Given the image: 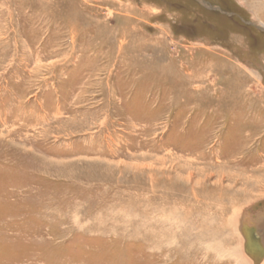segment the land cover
Wrapping results in <instances>:
<instances>
[{"label":"rangeland","instance_id":"1","mask_svg":"<svg viewBox=\"0 0 264 264\" xmlns=\"http://www.w3.org/2000/svg\"><path fill=\"white\" fill-rule=\"evenodd\" d=\"M226 1L251 29L191 3L0 0V264L248 258L219 207L264 216V0Z\"/></svg>","mask_w":264,"mask_h":264},{"label":"bare ground","instance_id":"2","mask_svg":"<svg viewBox=\"0 0 264 264\" xmlns=\"http://www.w3.org/2000/svg\"><path fill=\"white\" fill-rule=\"evenodd\" d=\"M252 74V73H251ZM209 163V162H208ZM196 174V173H195ZM245 184H247V181L245 182ZM198 186V185H197ZM245 189V188H244ZM242 190V189H241ZM226 191V190H225ZM224 191V192H225ZM242 192V191H241ZM228 193V192H227ZM193 195V194H192ZM222 195V194H221ZM225 195V194H224ZM223 195V196H224ZM235 195V194H234ZM226 196V195H225ZM228 196V195H227ZM177 198V197H176ZM175 198V199H176ZM216 198V197H215ZM231 198H232V196H231ZM156 199V198H155ZM163 199V198H162ZM241 199V198H240ZM226 200H227V198H226ZM161 201V200H160ZM215 201V200H214ZM213 201V202H214ZM224 201V200H223ZM228 204H230L231 205V207L233 208L234 206L232 205V203L234 204V205H236L235 204V196H234V198H232V199H228ZM159 202V201H158ZM161 202H163V201H161ZM160 202V203H161ZM170 202H171V200H170ZM181 202V201H180ZM213 202H211V205L212 204H214ZM218 202H219V200L217 199V204H214L213 206H215L216 208H218L219 206H220V204H218ZM220 202H221V200H220ZM156 204V203H155ZM174 204V203H173ZM181 204V203H180ZM207 204H209V202H207ZM224 204H225V202H224ZM193 205V204H192ZM169 206H171V205H169ZM178 206V205H177ZM176 206V207H177ZM194 206V205H193ZM205 206H207V205H205ZM205 206H202V207H205ZM179 207V206H178ZM201 207V208H202ZM211 207V206H210ZM209 207V208H210ZM214 207V208H215ZM236 207V206H235ZM192 208V207H191ZM195 208V207H194ZM208 208V209H209ZM220 208H222L223 209V211H224V213H223V216H224V221L223 220H221V221H223L222 222V224L221 225H224L225 227H228V229H230L233 233V235L235 234L236 235V239H238L239 241L241 240H244V243H246V244H244V246H246V248H247V251H245L246 252V254L248 255V258L247 257H241V256H239V253H238V251H239V248L240 247H237V248H234V251L233 252H227V253H225L224 252V255H229V254H231V255H233V253H234V256H236V260L238 261V263L239 264H258L259 263V261H260V263L259 264H262V260H259L258 258L260 257L259 256V254H258V250L259 249H263L262 247H264V242H262L264 239V237L262 238V241H261V237L260 236H257L256 234H257V232L260 230V228H259V226H261V227H263L262 229H264V216L262 217V216H259L258 215V217L256 216V218L254 217V218H252L251 216H249V215H247L246 214V212L244 211V210H242V213H239V212H237L236 210H234V209H236V208H233L231 211H229V209L228 208H225V207H223L222 205H221V207H219V209ZM174 209V208H173ZM188 209V208H187ZM204 209V208H203ZM210 210V209H209ZM196 211V210H195ZM227 211H229L228 213H227ZM170 212V211H169ZM168 212V213H169ZM208 212V211H207ZM219 213H222L221 211H218ZM153 213V212H152ZM205 214L207 215V213L205 212ZM215 214V213H214ZM228 214H231V215H228ZM250 214V213H249ZM196 215V214H195ZM211 215H213V214H211ZM219 215V214H218ZM254 215V214H253ZM209 216H210V212H209ZM214 216V215H213ZM195 217V216H194ZM210 218V217H209ZM167 219V218H166ZM206 220V219H205ZM208 220V219H207ZM207 220H206V222H207ZM211 220H212V218H211ZM218 222V220H215V222ZM201 222V221H200ZM205 222V221H204ZM215 222H211L212 224H214ZM216 222V223H217ZM193 223H194V221H193ZM209 223V222H208ZM197 224H198V222H197ZM207 225V223L204 225V226H206ZM215 225V224H214ZM202 226H203V224H202ZM208 226V225H207ZM206 226V227H207ZM209 227V226H208ZM208 227H207V229H208ZM212 226L210 225V227L209 228H211ZM217 227H219V225L217 226ZM217 227H216V230H213V231H217ZM197 228V227H196ZM205 228V227H204ZM203 227H202V230L204 229ZM214 229V228H213ZM221 229V228H220ZM225 229V228H224ZM200 230H201V228H200ZM229 230V231H230ZM197 231H199V230H197ZM196 231V232H197ZM221 231H223V229L221 230ZM191 232H192V230H191ZM218 232V231H217ZM227 232V231H226ZM209 233V232H208ZM212 232H210V234H211ZM215 233V232H214ZM220 233V232H219ZM222 233V232H221ZM213 234V233H212ZM216 234V233H215ZM263 234V233H262ZM214 235V234H213ZM219 235V234H218ZM198 236V235H197ZM217 236V235H216ZM207 237V236H206ZM218 237V236H217ZM217 240V239H216ZM199 241V240H198ZM206 242V241H205ZM208 242V241H207ZM215 242H217V241H215ZM200 243V242H199ZM204 243V242H203ZM214 243V242H213ZM216 244V243H215ZM214 244V245H215ZM188 245V244H187ZM211 246V245H210ZM242 247V246H241ZM210 248V247H209ZM178 249V248H177ZM218 249V248H217ZM178 251V250H177ZM184 250H182V252H183ZM218 251V250H217ZM248 252V253H247ZM217 253V252H216ZM221 253H223V252H221ZM183 254V253H182ZM191 254H193V253H191ZM241 254V253H240ZM186 255H188V254H186ZM221 255H223V254H221ZM223 255V256H224ZM191 256V255H190ZM194 256V255H193ZM218 256L220 257V254H218ZM194 258H195V256H194ZM208 258V257H207ZM188 259V258H187ZM205 259V258H204ZM207 261V260H206ZM204 262V261H203ZM208 263V262H207Z\"/></svg>","mask_w":264,"mask_h":264},{"label":"flooded vegetation","instance_id":"3","mask_svg":"<svg viewBox=\"0 0 264 264\" xmlns=\"http://www.w3.org/2000/svg\"><path fill=\"white\" fill-rule=\"evenodd\" d=\"M159 2H164V7H166V8H173V9L175 8V9H178L179 11H183L185 13L187 12V4L191 3L194 6H196L197 8H195V9L200 10L202 12L201 14L206 16L208 18V20H209V18L212 20H218V21L220 20L223 22L225 20L226 22L229 23V25L233 24V26H235V27L237 26L246 32L248 29L252 28V24L244 21V18L242 17V15H240V14L237 15L234 11L225 10L228 7L227 6L228 3L226 0H159ZM198 10L196 12H195V10L193 11L195 13V15L199 12ZM187 13H189V12H187ZM240 20H243V21L241 22ZM198 24H199V20L196 17L193 21L186 23L184 25L182 24V25L184 26V28H186V30H189V32H191V34L199 35L197 33V29L199 28ZM207 26L213 30V33H215L214 38L218 39V40L222 39V37H223L221 32H223L224 29L225 30L227 29L224 26H222V24H218V23H214V25H212L210 22ZM222 28H223V30H222ZM230 29H232V28H230ZM237 30H238V28H237ZM199 33H200V31H199ZM219 42L222 43L221 40Z\"/></svg>","mask_w":264,"mask_h":264}]
</instances>
